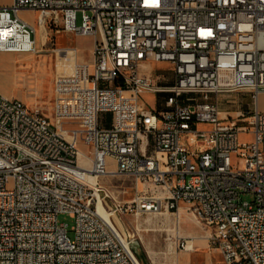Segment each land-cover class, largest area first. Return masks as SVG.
<instances>
[{"label":"built area","instance_id":"1","mask_svg":"<svg viewBox=\"0 0 264 264\" xmlns=\"http://www.w3.org/2000/svg\"><path fill=\"white\" fill-rule=\"evenodd\" d=\"M20 12L37 13L35 25ZM41 29L92 38L91 64L60 50L74 70L53 76L48 114L0 95V264H143L117 217L180 210L225 264H264V0L0 4V53H38ZM159 64L171 67L170 85L154 75ZM230 93L249 95L246 120L220 117L216 98ZM144 94L162 95L161 107ZM79 146L90 149L83 159ZM102 178L131 180L132 199Z\"/></svg>","mask_w":264,"mask_h":264},{"label":"rangeland","instance_id":"2","mask_svg":"<svg viewBox=\"0 0 264 264\" xmlns=\"http://www.w3.org/2000/svg\"><path fill=\"white\" fill-rule=\"evenodd\" d=\"M10 0H0V4H9ZM19 18L26 21L30 25H35L38 17L37 13L20 12ZM53 32H42V46L37 47L36 54H13L11 56L0 57V91L6 94H14L17 96H26L29 99L37 101L36 106L41 107L48 114V107L51 104V99L48 94L51 88L53 76L56 73L55 56L51 52L54 49ZM263 38H260V43ZM58 47L71 48L80 47L78 41L71 39L67 35H60L56 38ZM70 70L62 68V75H69ZM162 74L165 80L170 84L173 80L172 69L168 64H159L154 67V75ZM43 98V104L39 100ZM217 104L221 118H231L232 120L244 121L247 119L249 112L253 110V104L248 94L246 93H230L217 96ZM141 101L148 108L158 109L163 103L162 95H142ZM259 110L264 112V95L258 98ZM239 116V117H238ZM198 129H206L205 125H198ZM239 142H249V136L239 134ZM79 152L85 156L89 155L90 149L85 146H79ZM102 187H110L117 191H122L118 195L120 201H130L134 195L132 189L133 182L124 178L98 180ZM241 202H251L252 198L248 195H240ZM59 224H64L68 228L72 226V220L67 215H60L57 218ZM177 221L175 216H157V215H142L125 217H117V226L125 233L127 238L132 239V244L138 246L154 247L156 244L169 245L174 240V232L170 229L173 223Z\"/></svg>","mask_w":264,"mask_h":264},{"label":"crops","instance_id":"3","mask_svg":"<svg viewBox=\"0 0 264 264\" xmlns=\"http://www.w3.org/2000/svg\"><path fill=\"white\" fill-rule=\"evenodd\" d=\"M42 32L47 33L48 31L44 32L43 29H41L40 33H37L40 34L41 41ZM53 35L54 49H52L51 52L54 54L57 51L55 61L56 74L61 75L62 68H64L65 66L70 70V73H72V71L74 70V60L72 59V55L65 54L64 52L60 51L61 49L65 48L58 47L56 44V38L60 35H67L71 39L75 38V40L78 41L80 47L69 48L75 50L76 52V64H91V49L93 46L92 38H81L64 33L62 31L53 32ZM11 55L13 54L0 53V57ZM169 83L171 84V82ZM0 95L6 98L20 100L27 107H33L37 104V101L35 99H29L26 96L16 97L13 93L6 94L1 91ZM144 95L151 96V94ZM50 99L52 100V82L50 92L46 100ZM46 100L44 101V99L41 98L39 100V103L43 104L44 102H46ZM83 156L85 155L83 154ZM157 216L172 215L161 214ZM170 231L174 232V240L169 245L159 243L154 245V247L138 246V250L136 251V253L139 257V260L143 264H225L219 251L210 246V242L208 240L209 232L202 229L184 210L179 211L177 221L173 223V227L170 229ZM181 239L189 240V244L191 247L189 251L184 252L178 249V244Z\"/></svg>","mask_w":264,"mask_h":264},{"label":"bare ground","instance_id":"4","mask_svg":"<svg viewBox=\"0 0 264 264\" xmlns=\"http://www.w3.org/2000/svg\"><path fill=\"white\" fill-rule=\"evenodd\" d=\"M83 155L80 154V158L83 159ZM81 161V159H80ZM89 180H91L89 178ZM98 213L103 217L106 218V215L98 210ZM212 238L215 241L216 246H225V239L220 238V229H213L212 230ZM233 261H241V253H233Z\"/></svg>","mask_w":264,"mask_h":264},{"label":"water","instance_id":"5","mask_svg":"<svg viewBox=\"0 0 264 264\" xmlns=\"http://www.w3.org/2000/svg\"><path fill=\"white\" fill-rule=\"evenodd\" d=\"M129 246H130V249L133 251V253L136 255V257L139 259L138 255L136 253V251L138 250V245H136V243L132 244V242H131V244Z\"/></svg>","mask_w":264,"mask_h":264}]
</instances>
